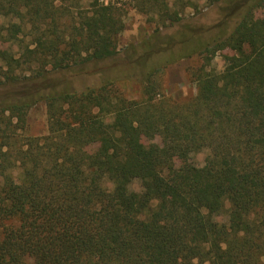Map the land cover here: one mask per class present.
<instances>
[{"label":"trees","instance_id":"1","mask_svg":"<svg viewBox=\"0 0 264 264\" xmlns=\"http://www.w3.org/2000/svg\"><path fill=\"white\" fill-rule=\"evenodd\" d=\"M138 1L141 75L122 0H0V264H264V0ZM215 29L195 94L167 95L161 52ZM126 80L140 99L112 93ZM38 103L47 132L26 135Z\"/></svg>","mask_w":264,"mask_h":264},{"label":"rangeland","instance_id":"2","mask_svg":"<svg viewBox=\"0 0 264 264\" xmlns=\"http://www.w3.org/2000/svg\"><path fill=\"white\" fill-rule=\"evenodd\" d=\"M126 8L125 28L116 36V49L122 53L123 58L129 61L135 68L137 74H142L146 62L156 57V50L153 45L157 44V37H154L153 26L146 22L142 6L138 0H122ZM244 0H226L221 8V14L227 18L243 13ZM221 29L207 32L201 37L189 43H182L174 46L170 50L161 52L171 63L162 74L163 91L175 99L188 98L195 94V86L191 81L188 69L197 62V57H189L197 52L206 43L212 41ZM229 48L225 47L221 55H225ZM113 94L122 93L130 99H140L142 97L139 85L133 80L114 82L111 85ZM134 121V117L130 118ZM21 131V130H20ZM22 132L26 135H43L47 132V114L44 103L33 106L29 112L27 123ZM105 138V135H98V139ZM150 147H155L159 140L157 137L144 140ZM91 144H94L91 141ZM201 159V156L199 157ZM183 180L187 186H196L200 181V176L193 173H184Z\"/></svg>","mask_w":264,"mask_h":264}]
</instances>
